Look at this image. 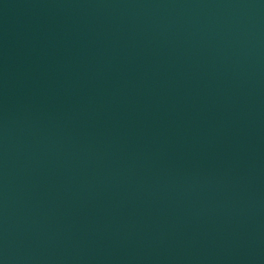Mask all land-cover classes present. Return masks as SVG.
I'll list each match as a JSON object with an SVG mask.
<instances>
[{
    "label": "water",
    "instance_id": "95a60500",
    "mask_svg": "<svg viewBox=\"0 0 264 264\" xmlns=\"http://www.w3.org/2000/svg\"><path fill=\"white\" fill-rule=\"evenodd\" d=\"M0 264H264V0H0Z\"/></svg>",
    "mask_w": 264,
    "mask_h": 264
}]
</instances>
